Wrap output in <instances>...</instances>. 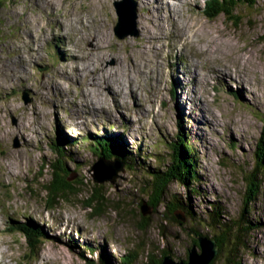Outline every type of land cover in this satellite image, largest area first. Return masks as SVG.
Instances as JSON below:
<instances>
[{
	"label": "rangeland",
	"instance_id": "obj_1",
	"mask_svg": "<svg viewBox=\"0 0 264 264\" xmlns=\"http://www.w3.org/2000/svg\"><path fill=\"white\" fill-rule=\"evenodd\" d=\"M120 1L2 3L0 264H87L71 242L91 258L98 251L90 253L87 247L105 245L111 264L123 255L127 264H147L151 254L160 255V248L171 249L176 259L184 258L192 245L175 226L162 233L152 221L141 228L131 206L117 199L116 195H124L122 190L135 186L138 172L135 177L125 170L127 180L117 179L116 189L103 198H93L91 190L82 185L57 195L55 204H47L44 186L49 175L46 168L40 175L39 162L42 155H49L47 141L60 127L67 134H79L106 126L133 148L139 145L154 155L163 149L160 140H168L184 122L197 157L198 187L204 192L203 203L198 204V196L191 200L194 211L203 216L213 201L223 207L225 218L234 219L242 210L243 172L253 167V152L264 127V3L258 0L254 7L240 8V23L233 25L223 14L207 17V0H130L135 6L134 25L123 24L120 29L127 34L119 37L115 5ZM206 33L227 42L216 45L224 53L218 52L215 40L210 43L202 37ZM205 43L215 46L214 51ZM102 68L115 70L123 88L113 79L108 85L97 83L103 80ZM185 71H191L194 85L190 80L182 85ZM199 76L206 79L202 88ZM96 88L103 91L105 102L94 94ZM171 89L179 91L174 98L169 96ZM89 154L91 165L97 159ZM150 158L147 162L155 163ZM90 165L70 176L91 178ZM171 190L182 191L177 185ZM252 199L247 214L256 226L248 230L245 247L238 250L234 260L238 264H264V176ZM88 202L95 207L101 204V213H95ZM12 221L20 222L19 228ZM191 222L200 233H211L209 228L195 225L196 219ZM29 224L41 226L45 233L34 248L28 246L27 234L20 229ZM60 244L70 246L77 255L66 253ZM222 248L227 251L230 245Z\"/></svg>",
	"mask_w": 264,
	"mask_h": 264
},
{
	"label": "trees",
	"instance_id": "obj_2",
	"mask_svg": "<svg viewBox=\"0 0 264 264\" xmlns=\"http://www.w3.org/2000/svg\"><path fill=\"white\" fill-rule=\"evenodd\" d=\"M5 1L7 0H0V8ZM261 1L264 3V0ZM258 2V0H207L204 12L210 18L218 14H223L228 21L236 25L241 20V17L237 14L238 10L240 8L245 10L246 8L254 7ZM58 129L56 134L54 132L47 141L50 149L49 155H42L40 158L41 176L44 175V169L48 167L54 170L52 175H55L59 180L63 181L70 176L72 171L73 173H79L80 167L87 164L90 165V159L88 160L86 157L89 153V158L91 155L95 158L100 156L108 159L118 158L124 163L125 170L130 174L135 177L137 172L140 174L136 177L134 185H139L140 189L144 192H147L151 187L156 189L158 195H155L153 192L152 196V200L155 202L154 204L162 203L168 211L181 209L192 220L195 221L196 219V222L205 224L210 229L211 233L208 237L215 241L218 251L209 264H234L232 261L237 258L238 250L245 247V238H247L248 230L256 226V221L248 216L247 211L249 201L252 202V196L259 192L262 177L264 176V127L261 137L256 143V150L253 152V167L250 171L243 172L245 189L243 192L242 210L244 212L240 210L234 219L225 218L223 207L220 204L217 205L214 201L209 205L210 208L205 211L203 216L194 211L191 200L198 196V204L203 203L204 192L198 187L201 179L199 178L197 170V157L192 144L189 143V134L184 129V122L180 130L179 124L177 123V130L179 131H176L175 134L173 133L168 140H160L163 149L160 150L161 152L155 151L154 155L146 153L139 145L137 147L135 145L133 148V145L128 144L123 136L119 133H111L112 129L106 126L101 129H94L93 131L85 130L79 134H67L63 128L60 127ZM128 146H131V148L128 149ZM80 154L84 156V159ZM77 156L81 158H77ZM150 156L155 163L147 162V160L151 159ZM68 163L73 165L72 169H70ZM172 185L180 186L182 191L174 192L171 190ZM44 188L48 195L47 204L51 205L56 203L54 200H56V197L60 193L74 192L76 190L75 187L65 189L47 184H45ZM92 196L93 198L98 197L95 195ZM182 198L184 199L180 201ZM87 206L93 207L95 213H101V204H99V207H95L88 202ZM11 224L18 226L20 222L12 221ZM26 227L25 225L20 226V229L27 234L26 243L29 247H37L41 240L45 238L44 229L41 226L36 227L33 224L26 225ZM140 227L145 228V226ZM192 243H195V241L192 240ZM226 243L230 245V248L224 251L222 247ZM70 245L82 254L87 264H93L97 261L101 264H111V260H109L111 256L106 251L105 245H100L98 248L92 247L93 249L87 247L90 253L94 254L98 251L97 256L94 258L84 256L77 244L71 242ZM159 251V256L150 255L147 264H161L162 256L167 251L171 252V249L160 248ZM149 254L147 252L146 256ZM221 255L222 258L217 259ZM115 258L116 260L114 262L116 264H127L125 261L126 255ZM177 259L186 260L187 253H185L184 258ZM234 262L238 264V261Z\"/></svg>",
	"mask_w": 264,
	"mask_h": 264
},
{
	"label": "water",
	"instance_id": "obj_3",
	"mask_svg": "<svg viewBox=\"0 0 264 264\" xmlns=\"http://www.w3.org/2000/svg\"><path fill=\"white\" fill-rule=\"evenodd\" d=\"M135 6L130 0H122L117 2L115 5L116 13L119 17L118 27L116 28V34L119 37H123L127 34V31H123L120 27L129 23L134 25V19L136 17ZM174 120H176L174 118ZM177 122V120H176ZM93 163L90 165L91 178H73L74 176H69L63 181L59 180L55 175L53 169L46 167L45 171H48V178L46 184L49 186H55L58 188H73L78 189V186H87L93 195L103 198V194L107 192H113V189H116V180L124 179V163L118 158L108 159L105 157L96 158ZM124 189V195L117 196V199L127 205L131 206V211L137 217L140 218L139 226L147 227L149 224H152V221H155L161 232L165 230L168 232V227L175 226L179 230L183 231L186 234V237L194 240L195 243H192L187 249V259H175L170 251H167L165 255L162 256L161 264H209L213 257L217 254V247L215 241L208 237L210 233H200L198 229L194 228V225L191 226V218L186 214V212L175 209L174 211H168L162 203L154 204L152 200L153 192L155 195H158L156 189L153 187L149 188L147 192H144L140 189V186H134L131 189ZM114 194V193H113ZM192 223V222H191ZM195 225H202L206 227L205 224L196 222ZM38 243V242H36ZM68 254L77 253L65 244L58 245Z\"/></svg>",
	"mask_w": 264,
	"mask_h": 264
},
{
	"label": "bare ground",
	"instance_id": "obj_4",
	"mask_svg": "<svg viewBox=\"0 0 264 264\" xmlns=\"http://www.w3.org/2000/svg\"><path fill=\"white\" fill-rule=\"evenodd\" d=\"M133 1H135V0H133ZM146 1H149V0H146ZM183 1H186V0H183ZM155 9L156 10H158V8H156L155 7ZM177 9H178V7H177ZM168 10V9H167ZM146 21H147V18H144L143 20H142V22H145V25H143L144 26V28L145 29H147V27H149V26H147V24H146ZM149 29H151V28H149ZM208 33V32H207ZM206 33V35H204V36H202V37H205L210 43H213L214 42V40L216 41L215 43V46L216 45H225V43H227V42H222L221 40H218L215 36H211V35H209V34H207ZM201 39V38H200ZM155 40V39H154ZM203 40H204V38H203ZM202 40V41H203ZM148 41V40H147ZM144 42V41H143ZM146 43V42H145ZM149 43V42H148ZM207 46H209L210 48H208L209 49V51L210 52H213L214 50H213V48L215 47V46H212L211 47V45H209V44H207V43H205ZM98 45V44H97ZM145 45V44H144ZM213 45V44H212ZM226 45H228V44H226ZM148 46V45H147ZM230 46V45H229ZM228 46V47H229ZM230 47H232V46H230ZM216 48H217V50H218V52L219 53H224V50L221 48V47H217L216 46ZM223 48H225V46H223ZM227 48V47H226ZM99 49V48H98ZM215 49V48H214ZM233 50V49H232ZM142 51H144V50H142ZM209 52V53H210ZM217 52V53H218ZM227 52V51H226ZM71 53V52H70ZM215 53V52H214ZM216 53V54H217ZM229 53H230V51H229ZM206 54H207V58H210L209 57V54L206 52ZM220 54V55H221ZM228 54V53H227ZM67 55L69 56V58H74L75 59V57H74V55H72L71 54V56L69 55V52L67 53ZM211 55V54H210ZM231 56V55H230ZM213 57V56H212ZM218 57V56H217ZM219 58V57H218ZM84 59H85V57H84ZM213 60V59H212ZM225 61V60H224ZM226 62V61H225ZM234 62V61H233ZM232 62V63H233ZM189 63H190V65L192 66V62L189 60ZM245 63V62H244ZM234 64V63H233ZM106 65V64H105ZM201 67L203 68V64L201 63ZM100 66V65H99ZM105 67V66H104ZM136 67V66H135ZM110 68H112L111 66H110ZM139 68V67H138ZM179 68H180V70H182L183 71V69H182V66H179ZM94 69V68H93ZM97 69V68H96ZM81 70V69H80ZM119 70V69H118ZM99 71L102 73V77H103V80L102 81H100V82H97V83H99V84H109V83H111V79H113V81H115L117 84H118V88L119 89H122L123 88V86H124V84H123V82L121 81V80H119L118 78H116V76L118 75V73L114 70L113 71V69L112 70H110V69H108V68H105V69H99ZM119 72V71H118ZM186 72V74H185V80H184V82L182 83V85H186V83L185 82H189L190 83V81H191V83L192 82H194V81H192L191 79H192V73H191V71H185ZM201 73H203V69H202V71H201ZM188 74L190 75V76H188ZM115 76V77H114ZM98 77V76H97ZM220 78H222V79H229V78H226V77H221V76H219ZM95 79V78H94ZM102 79V78H101ZM246 79V78H245ZM96 80V79H95ZM190 80V81H189ZM205 80L206 79H201L200 78V76H199V78H198V82H199V85H200V88H202V84L203 83H205ZM90 81V80H89ZM223 81V80H222ZM248 81V80H247ZM93 84H94V82H93ZM98 84V85H99ZM115 84V83H114ZM193 85L195 84V82L194 83H192ZM104 86V85H103ZM106 86V85H105ZM132 86V85H131ZM246 89V88H245ZM96 90V92H94V94L96 95H100V96H102L103 97V100H102V102H105L106 100H105V97H104V95H103V91L100 89V88H96V89H94V91ZM247 90V89H246ZM115 92H117V91H114L113 90V93H115ZM117 94H118V92H117ZM177 95H178V93H177ZM201 96V95H200ZM203 98V97H202ZM88 100L91 102L90 104L92 105V104H94V102H93V100H92V97L91 96H89L88 97ZM189 100H192L191 98H189ZM199 102V101H198ZM201 102V101H200ZM84 103H87V102H84ZM180 103V102H179ZM89 105V104H88ZM180 105H181V103H180ZM96 106V105H95ZM182 109V108H181ZM79 118V117H78ZM202 136L204 137V134L202 133ZM257 161V160H256ZM211 188V187H210ZM213 189V188H212ZM211 190V189H210ZM215 190V189H214ZM243 211V210H242ZM244 212V211H243ZM263 224V223H262ZM74 232V231H73ZM75 234H77V232L75 231L74 232ZM85 238H86V236H85Z\"/></svg>",
	"mask_w": 264,
	"mask_h": 264
}]
</instances>
